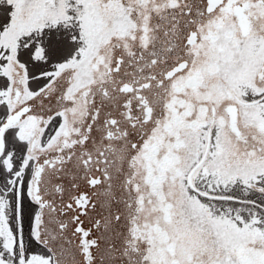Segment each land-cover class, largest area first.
<instances>
[{"label":"snow or ice","instance_id":"snow-or-ice-1","mask_svg":"<svg viewBox=\"0 0 264 264\" xmlns=\"http://www.w3.org/2000/svg\"><path fill=\"white\" fill-rule=\"evenodd\" d=\"M0 264H264V0H0Z\"/></svg>","mask_w":264,"mask_h":264}]
</instances>
